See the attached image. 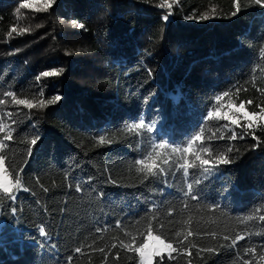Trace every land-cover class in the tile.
Segmentation results:
<instances>
[{
  "label": "trees",
  "instance_id": "trees-1",
  "mask_svg": "<svg viewBox=\"0 0 264 264\" xmlns=\"http://www.w3.org/2000/svg\"><path fill=\"white\" fill-rule=\"evenodd\" d=\"M22 3L33 7L21 8ZM159 3L56 0L47 12H38L35 9L41 0H0V91L15 90L21 98H31L40 72L65 70L60 77L40 82L45 88L44 99L55 94L63 99L46 109L33 110L30 119L24 118L15 141L9 142L15 147L6 164L23 167V183L30 191H21L10 205L0 200V264H67L70 256L72 264H135L132 254L120 249L119 241L129 238L115 224L119 220L126 231L135 233L147 221L135 226L133 222L152 204L158 207L159 222L170 239L182 228L194 233L189 237L196 244L189 250L191 255L184 251L171 264H187L188 260L192 264H243L250 259L244 248L253 245L258 264H264L259 260L264 236L241 240L235 247H228L230 241L223 240L224 235L244 233L245 226L239 225L236 217L257 207L264 214V132L248 130L259 137L256 148L251 135L231 141L234 162L222 166L200 186L199 202L188 201L190 205L199 203V209L181 211L182 178L169 177L172 187L163 181L141 184L128 165L138 158L146 138L122 131L143 116L157 124V131L146 136L180 145L204 123L214 98L229 89H233L230 96L220 102L225 108L244 102L249 112H259L257 105L264 106V95L257 91L264 89V60L260 58L264 7L240 0L241 11L233 17L232 0H178L171 22L165 23L161 16L168 10L159 8ZM212 7L219 18L185 19L211 12ZM73 20L85 28L73 25ZM25 28L30 31L21 33ZM253 68L255 81L251 79ZM234 85L241 87L239 93ZM169 93L177 94V100ZM248 100L253 103L247 104ZM7 111L15 108L0 105V113ZM246 123L240 120L241 126ZM205 131L211 134L214 129L205 125ZM236 131L242 128L236 127ZM34 132L42 142L28 159L25 140ZM100 135L113 143L99 144ZM218 143L226 148L229 142ZM78 182L84 185L82 192L75 190ZM213 203L231 216L220 217L219 228L204 225L208 217L219 216L202 208ZM170 208L171 217L167 215ZM189 215L193 217L190 224L177 223ZM225 223L235 230L224 231ZM41 224L47 236L39 235ZM251 224L252 231L264 226L258 221ZM105 225L110 226L107 232L95 231ZM211 231L217 232L215 239L195 235ZM113 243L116 248L111 247ZM82 245V253H76L74 249ZM208 247L214 251L196 255ZM93 248H104L109 253L107 261L104 253ZM116 252L119 259H114Z\"/></svg>",
  "mask_w": 264,
  "mask_h": 264
},
{
  "label": "snow or ice",
  "instance_id": "snow-or-ice-1",
  "mask_svg": "<svg viewBox=\"0 0 264 264\" xmlns=\"http://www.w3.org/2000/svg\"><path fill=\"white\" fill-rule=\"evenodd\" d=\"M55 3L56 0H41V6L35 10L38 12H47ZM232 3L235 10L231 12V16L234 17L241 11V3L240 0H232ZM250 3L264 7V0H250ZM177 4L178 0H171V2H169V0H160L158 7L168 10L161 16V19L165 23L171 22L173 5ZM20 7L28 8L33 7V5L22 3ZM17 12H19V9H17ZM212 18H219L216 7H212L211 12H204L198 17H185V19L189 20H209ZM72 24L80 29L85 28L84 24H77L75 20L72 21ZM36 27H40V25H36ZM13 31H15V28H13ZM27 31H30V29H21V33ZM8 35L11 36L12 32H9ZM260 58L264 60V48L260 49ZM64 71V68L61 67L40 72L35 77L37 87L36 92L31 98L27 96L21 98V94L15 90L0 91V97L11 98L10 101L0 98V105L11 104L15 108V111L0 113V134H3L0 135V200L6 201L9 205L15 203L21 191H30L23 183V167L17 169V167L11 163L6 164V161L9 159V151L15 147L14 143L9 142L15 141L16 136L20 134L21 126L24 124V118L30 119L33 110L46 109L48 106L58 104L63 99V96L60 94H55L51 98L44 99L45 88L40 82L42 78L60 77ZM252 73L251 79L255 81L256 68H253ZM149 75H152L151 70H149ZM253 86L255 87V84H253ZM233 88L236 93L241 91V87L239 86L234 85ZM232 90L233 89L224 91L214 98V101L203 117L204 123L199 126L198 131L193 133L180 145L146 136V134L155 133L157 131V124L155 121L146 120L143 116L137 121L126 125L122 130L124 133L134 134L137 138H146V143L138 152V158H134L133 162L128 165V170L130 172L134 170L141 184L150 183L152 181H163L166 183L167 187H172L173 185L168 183L169 177L182 178L181 191L184 199L181 201L183 204L181 211L185 209L191 211L194 207L199 209V203H197V205H190L188 201L199 202L202 199L200 193L203 191L200 186L212 176L219 173L222 166L230 165L234 162V160L230 158V154L234 151L231 141L237 139L244 140L246 136L251 135L252 138L257 141L252 147H259V137L256 136L255 131L249 132L248 130L255 128L264 132V106L258 104L257 107L260 108L259 112H249L245 109V103L241 102L239 106L235 108V112L230 114L229 111L224 110L225 105L220 102L225 97H229ZM243 90L247 91L246 88ZM257 91H259L261 95H264V89H257ZM252 103V100L247 101L249 105ZM228 107L231 108L233 105L230 104ZM242 109L244 111L241 113ZM24 110H27V112ZM241 119L248 122L241 126ZM221 121H225V123H220ZM228 122L235 127H230ZM205 125H211V129H214V131H211V134H206ZM32 127L35 128V125H32ZM236 127H241L242 131L238 133ZM223 140L229 142L226 148H222L218 143ZM41 142L42 137L38 132H34L30 140H25V143L28 144L26 148V156L28 159L32 157L35 147ZM98 142L101 145L113 143V141L106 138L105 135H100ZM236 151H238V149H236ZM28 159L25 160V166L27 165ZM65 179H69L68 174H65ZM110 183L117 187L122 186L115 180H110ZM83 188L84 185L82 183L78 182L75 185V190L77 192H82ZM43 191L47 192L49 189L44 188ZM100 195L103 196V193H100ZM202 208L206 212H211L213 214L219 213V216H210L207 220H204V217H200V220H204L205 226L211 224L219 228L221 223L220 217H228L231 219L229 213L218 203L204 204ZM13 211H15V209H13ZM261 212L262 208L257 207L250 214L235 218L239 225L245 226V231L243 234H237L234 237L224 235L223 240L230 241L228 247H235L241 240H251L253 236H264V226L258 231L251 230V222L253 221H258L261 225H264V214H261ZM167 215L171 217L173 215V209L170 208ZM158 218L159 209L155 204H152L145 209L143 217L133 222L135 226L140 225L142 220L147 221L143 227L137 228L135 233L126 231L121 221H116L115 227L124 231V235L129 238L127 242L120 240L119 247L132 254L130 259L134 260L135 264H171V262L177 260V257L182 255L184 251H189L196 247V244L189 239V237L194 235L193 231L182 228L175 231L174 240L170 239L163 232L164 225L159 222ZM192 219L193 217L189 215L186 220L181 219L177 221V223L188 225L191 223ZM109 228L110 226L105 225L103 227H97L95 231L97 233L107 232ZM229 230L235 229H230V225L225 223L224 231ZM38 232L42 237L47 236L43 224L38 227ZM195 235L211 236L215 239L217 232L211 231L203 234L197 232ZM98 239H102V237H98ZM174 242L177 246H174ZM185 242L187 243L185 244ZM93 244H95V241H93ZM87 246L92 247V245ZM83 247V245L77 247L74 251L76 253H82ZM111 247L116 248L117 244L113 243ZM93 250L104 253L105 260L107 261L109 253L105 252L104 248H93ZM201 251L212 253L214 249L212 247L201 249L196 252V255L200 256ZM189 255H191L190 251ZM244 255L249 256L250 259H245L243 264H258L255 245L252 247H245ZM119 256L120 253L116 252L114 259H119ZM72 260L73 257H68L67 264H72ZM259 260L264 261V243L261 244ZM187 264H192L191 260H188Z\"/></svg>",
  "mask_w": 264,
  "mask_h": 264
},
{
  "label": "rangeland",
  "instance_id": "rangeland-1",
  "mask_svg": "<svg viewBox=\"0 0 264 264\" xmlns=\"http://www.w3.org/2000/svg\"><path fill=\"white\" fill-rule=\"evenodd\" d=\"M169 96L173 99V100H177V98H178V95L177 94H172V93H169ZM239 106V105H238ZM238 106H235V105H233V107H231V108H229L228 106L225 108V110L226 111H229V113L231 114V113H233V112H235V108L236 107H238ZM246 109V108H245ZM244 110L242 109L241 110V113L243 112ZM239 115V114H238ZM241 121H245V122H248V121H246V120H244V119H241Z\"/></svg>",
  "mask_w": 264,
  "mask_h": 264
}]
</instances>
